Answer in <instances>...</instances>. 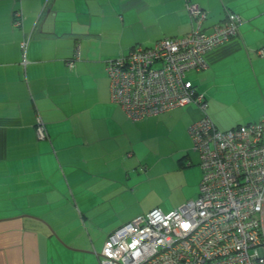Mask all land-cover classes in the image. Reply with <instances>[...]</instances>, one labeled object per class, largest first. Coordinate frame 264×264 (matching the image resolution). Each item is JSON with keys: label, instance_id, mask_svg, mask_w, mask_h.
I'll return each mask as SVG.
<instances>
[{"label": "crops", "instance_id": "obj_1", "mask_svg": "<svg viewBox=\"0 0 264 264\" xmlns=\"http://www.w3.org/2000/svg\"><path fill=\"white\" fill-rule=\"evenodd\" d=\"M194 2L207 32L227 12L242 18L237 36L206 53L209 67L191 73L207 115L220 130L261 120L264 0ZM191 29L185 0H0V264H100L99 237L104 245L149 212L128 201L143 182L134 173L146 130L180 111L190 126L202 112L132 121L110 98L106 64Z\"/></svg>", "mask_w": 264, "mask_h": 264}, {"label": "built area", "instance_id": "obj_2", "mask_svg": "<svg viewBox=\"0 0 264 264\" xmlns=\"http://www.w3.org/2000/svg\"><path fill=\"white\" fill-rule=\"evenodd\" d=\"M185 1L188 34L136 45L108 60L106 72L112 102L132 121L191 105L202 112L188 129L202 171L198 197L170 212L152 209L116 228L100 264H264V117L220 130L207 115L205 95L188 78L189 71L209 67L208 51L238 35L242 18L227 12L207 32V10ZM21 23L17 11L14 25ZM36 131L46 137L40 117Z\"/></svg>", "mask_w": 264, "mask_h": 264}, {"label": "rangeland", "instance_id": "obj_3", "mask_svg": "<svg viewBox=\"0 0 264 264\" xmlns=\"http://www.w3.org/2000/svg\"><path fill=\"white\" fill-rule=\"evenodd\" d=\"M193 72L197 71L188 72L189 79ZM184 112L173 113L176 115L173 119H162L161 128L150 125L146 130L141 145L146 155L141 153L143 164L134 173L140 174L143 182L134 185L128 198L132 211L159 207L170 212L197 197L202 171L187 131L190 116ZM102 242L103 238L99 237L100 250Z\"/></svg>", "mask_w": 264, "mask_h": 264}, {"label": "trees", "instance_id": "obj_4", "mask_svg": "<svg viewBox=\"0 0 264 264\" xmlns=\"http://www.w3.org/2000/svg\"><path fill=\"white\" fill-rule=\"evenodd\" d=\"M186 35V34H185ZM197 153V152H196ZM198 154V153H197ZM199 167H200V161H199ZM200 169H201V167H200ZM201 181V180H200ZM109 236V235H108Z\"/></svg>", "mask_w": 264, "mask_h": 264}]
</instances>
